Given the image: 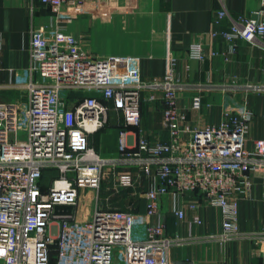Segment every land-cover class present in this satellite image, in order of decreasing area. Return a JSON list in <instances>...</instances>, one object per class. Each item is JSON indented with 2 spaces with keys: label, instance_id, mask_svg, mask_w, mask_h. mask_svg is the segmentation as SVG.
<instances>
[{
  "label": "built area",
  "instance_id": "2783aa9c",
  "mask_svg": "<svg viewBox=\"0 0 264 264\" xmlns=\"http://www.w3.org/2000/svg\"><path fill=\"white\" fill-rule=\"evenodd\" d=\"M97 1L40 0L56 15L67 4L88 8ZM260 2L252 16L206 35L222 38L228 52L208 51L203 35L190 56L229 60L238 40L264 39ZM226 18L231 15L224 8L215 24ZM31 55L29 67L11 70V87L26 98L0 102V264H177L170 249L191 239L168 235L164 197L184 219L185 197L197 194L221 209L222 240L243 235L238 201L252 187L249 174L264 172V139L255 140L253 149L246 146L251 112L229 111L219 126L192 127L179 104L185 87L167 75L152 87L163 91L168 140L150 138L141 128L146 84L138 56L96 57L85 35L72 42L64 27L33 32ZM170 59L175 66L176 58ZM254 88L264 92V85ZM201 104L195 97L194 108ZM111 109L121 115V126L138 129V137L130 142L125 133L120 153L106 157L90 146L89 137L106 127ZM46 170L56 173L49 187L43 183ZM130 190L145 200V212L102 206L104 191L116 197ZM199 205L188 202L192 210ZM261 249L264 255V243Z\"/></svg>",
  "mask_w": 264,
  "mask_h": 264
},
{
  "label": "crops",
  "instance_id": "0c3cea01",
  "mask_svg": "<svg viewBox=\"0 0 264 264\" xmlns=\"http://www.w3.org/2000/svg\"><path fill=\"white\" fill-rule=\"evenodd\" d=\"M260 7V0H98L94 7L88 8L67 4L56 15L40 0H0V102L26 98L24 91L11 87V70L31 65L33 32L50 33L64 27L72 42H78L85 35L96 57L136 55L140 58L146 84L142 92L141 128L150 138L160 136L168 140L163 91L153 88L152 84L164 76L174 75L185 87L179 92V104L190 126H219L227 112L249 111L252 121L246 146L253 149L255 140L264 139V92L254 88L264 85V39L238 40L237 52L230 55L229 60L220 55L200 61L193 59L189 51L191 45L205 35L203 40L208 51L228 52L229 44L222 38L206 35L212 30L229 29L233 20L250 17ZM224 8L231 18L216 25L217 13ZM172 56L176 58L175 66L170 59ZM151 96L156 100H148ZM197 96L202 99L198 109L193 106ZM121 122V115L111 109L106 127L90 135V146L101 155L114 157L120 153L125 133L130 135V142H136L138 129L123 127ZM249 176L252 187L238 201V226L243 234L238 239H221V209L206 204L197 194L185 197L186 202L181 205L184 219L174 214L169 197L162 199L168 235L191 239L187 244L170 249L173 262L264 264L261 249L264 243V172H251ZM132 191L116 197L104 191L102 206L145 212V200L133 196ZM196 200L200 205L190 209L188 202ZM196 219L202 223H196ZM141 232L143 237L144 231Z\"/></svg>",
  "mask_w": 264,
  "mask_h": 264
},
{
  "label": "rangeland",
  "instance_id": "374dc122",
  "mask_svg": "<svg viewBox=\"0 0 264 264\" xmlns=\"http://www.w3.org/2000/svg\"><path fill=\"white\" fill-rule=\"evenodd\" d=\"M109 130H111V131H113L114 129L113 128H109ZM21 136H22V134H21ZM113 140V139H112ZM103 156H105V155H103ZM54 173H55V171H54ZM49 175H50V177H48V179L46 180V182H44V184L47 186V187H49L50 186V184H51V180H52V173L50 172V173H48ZM125 197V196H124ZM110 202H112V200L110 201ZM116 202V201H115ZM91 207V206H90ZM90 207H88V208H86V209H88V211L91 213V208ZM90 209V210H89Z\"/></svg>",
  "mask_w": 264,
  "mask_h": 264
},
{
  "label": "trees",
  "instance_id": "16d2710c",
  "mask_svg": "<svg viewBox=\"0 0 264 264\" xmlns=\"http://www.w3.org/2000/svg\"><path fill=\"white\" fill-rule=\"evenodd\" d=\"M52 173V178L55 177L56 173H54V170H46L44 173V177H43V183L46 182V180L48 179V177H50V175L48 173ZM45 185V184H44ZM46 186V185H45ZM47 187V186H46ZM54 255V252H53Z\"/></svg>",
  "mask_w": 264,
  "mask_h": 264
},
{
  "label": "water",
  "instance_id": "95a60500",
  "mask_svg": "<svg viewBox=\"0 0 264 264\" xmlns=\"http://www.w3.org/2000/svg\"><path fill=\"white\" fill-rule=\"evenodd\" d=\"M177 264H182V263H177Z\"/></svg>",
  "mask_w": 264,
  "mask_h": 264
}]
</instances>
